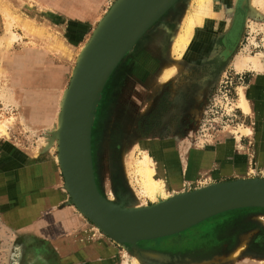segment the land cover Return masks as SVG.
I'll return each instance as SVG.
<instances>
[{
    "label": "rangeland",
    "instance_id": "obj_1",
    "mask_svg": "<svg viewBox=\"0 0 264 264\" xmlns=\"http://www.w3.org/2000/svg\"><path fill=\"white\" fill-rule=\"evenodd\" d=\"M3 1L13 8L15 19L5 18L0 9V124L7 123L5 133L0 130V264H9L12 254L13 264H61L52 241L37 240L32 232L39 227L37 232L48 237L56 224L58 208L32 212L33 219L26 224V208L42 189V184L34 187L38 179L27 178L33 177L41 165L44 168L53 162L58 169L62 208L73 207L75 214L110 239L72 204L52 131L78 58L116 0H108L94 17L74 22L60 14L54 16L40 0H0V5ZM189 1L179 0L125 56L110 77L96 110L92 134L96 182L100 193L116 204L124 196L134 202L125 203L126 207L161 202L143 198L131 173L132 163L150 149L156 162L165 163L166 171L169 160L182 169L188 155L191 160L196 156L193 178L198 175L190 179L189 191L237 179L264 180V65L258 70L238 71L235 64L245 55H264V14L252 11L251 0H215L219 15L195 30L197 45L193 46L203 45L202 50L194 52L188 46L186 55L179 58L172 53V45L189 11ZM58 2L65 5L69 1ZM238 5L244 18L242 31L236 44L228 47L226 39ZM20 17L31 19L54 39L47 41L45 34L40 38L27 35L19 27ZM12 32L17 39L11 40ZM4 37L10 41L1 39ZM59 41L65 43V49ZM168 67L173 73L164 77ZM242 89L251 90L249 114L237 105ZM230 128L233 132L225 141L221 133ZM185 150L190 154L186 156ZM212 160L220 164L206 167ZM199 163L205 167L198 170ZM227 164L232 165L228 174H240L220 177L218 170L225 172ZM168 188L174 192L173 186ZM263 219L264 209L232 211L180 234L140 242L138 247L171 254L170 258H152L147 264H243L245 259L248 261L244 264H264ZM240 231L237 242L244 245V251L239 258L229 260L226 256L238 246L225 250L223 245L229 243L228 236ZM208 238L214 240L215 248L206 249L203 241ZM118 250L120 264L130 256L137 257L128 245H118ZM192 251L193 257L189 254ZM200 257L203 259L196 260Z\"/></svg>",
    "mask_w": 264,
    "mask_h": 264
},
{
    "label": "water",
    "instance_id": "obj_2",
    "mask_svg": "<svg viewBox=\"0 0 264 264\" xmlns=\"http://www.w3.org/2000/svg\"><path fill=\"white\" fill-rule=\"evenodd\" d=\"M178 1L116 0L81 52L66 89L65 106L60 105L64 131L53 138L58 142V160L70 200L99 231L121 246L177 235L224 213L264 209V180L258 178L213 184L201 192L175 195L141 208L111 202L99 191L92 134L103 91L125 56ZM14 260L12 254L9 264Z\"/></svg>",
    "mask_w": 264,
    "mask_h": 264
},
{
    "label": "bare ground",
    "instance_id": "obj_3",
    "mask_svg": "<svg viewBox=\"0 0 264 264\" xmlns=\"http://www.w3.org/2000/svg\"><path fill=\"white\" fill-rule=\"evenodd\" d=\"M190 1H189V5H188L190 7L189 11L183 20V23H182V26L180 27L179 32L174 37L173 45H172V53L175 55H178L179 58L184 57L186 55V52L188 51V46L197 45V37H196V32H195L196 28L199 26L205 25V23L208 20L213 18L215 14L219 15V12H220V8L217 9V6L215 5V3H216L215 0H190ZM6 4L7 3L3 1V3L0 5L1 13L6 15L5 18H7L9 16V17H12L15 19V16L11 14V13H13L12 12L13 8L10 7V5H8V4L6 5ZM250 7H251L252 11H254L256 13L264 14V0H251ZM48 14H50V13H48ZM1 18H2V16L0 15V20H1ZM18 20H19L18 21L19 27H21L27 35L33 36V38H40V37H43L45 34V37H47V41L50 39H54V36L51 33H48L49 32L48 30L46 32V29L36 25L31 19H23L20 17ZM15 21H17V20H15ZM15 21H13V22H15ZM8 25H10V24H8ZM7 29H8V27H7ZM234 30H235V28H234ZM237 30H239V29H237ZM7 31H9V30H7ZM10 33H11V31H10ZM13 34H14L13 32H12V34H10L11 40L17 39L18 37L14 38L15 36ZM235 35H237V34H235ZM12 36H13V39H12ZM1 39H5V41H6V39L8 40L7 37L1 38ZM8 41H10V40H8ZM5 43L8 44V42H5ZM58 45H60V47H62L63 49L66 48V45L63 41H59ZM263 60H264V55H261V54H258V56H256V57H250V56L247 57L246 55L243 57H239L237 62L235 63L236 64V70L243 71L246 69H255V70L262 69L263 65H264ZM172 73H173V70L168 67L165 69L164 77H168ZM0 80H1V78H0ZM250 92H251V90L245 91V89H242L240 91V95H239L240 98L237 102L238 107L241 110H243V112L246 114H249L252 112V106H251L252 102L249 99ZM67 93H68V90L65 92V95H64V97H62V101H61V104L63 103L64 106H65V102H64L65 98L67 99V97H66ZM10 99L13 100V97L11 96ZM6 124H7L6 122L0 124V130L2 133H5V131H6L5 130ZM241 130H243V129L241 128ZM241 130H240V132H241ZM60 131H62V133L64 131V110H63V106H62V110L60 111V113L57 117V121H56V124H55V127H54L52 133H53V135H58V133H60ZM246 131H247V133H251L250 129H246ZM246 131L244 130V132H246ZM232 132L233 131L230 128V129L222 132L221 137L226 141V140H228V138H229L228 136ZM48 141L45 142V145H48ZM152 152H153L152 149L146 150L141 158L137 159L134 163L131 162L132 163L131 173L134 175L135 181H136L137 186L139 188V194L143 198H146L153 203H156L158 201H163L164 199H170L172 197V195L173 196H175V195H178V196L189 195V193L191 191L188 190V185L191 181L190 180L191 177L194 176V170H192V169H193V164L195 161V160H191V156H190L191 154L189 153V151L188 150L184 151L186 153V156L188 155L187 153H189L190 155H188L187 158H185L183 160V163H185L186 165L183 166L182 169L177 167L176 162H174L172 159V160H169V162H168V167H169L168 171H166L165 163L160 161L161 157L159 158L160 162H156L155 156L153 155ZM19 155H21V154H19ZM193 157H195V159H197L196 156L193 155ZM51 166L52 165H49L48 168L52 172V171H54V168H52ZM253 170H251V171H253ZM52 176L53 175H51L50 173L45 172V175L43 174L41 176V178L40 179L38 178V180L34 183V187L41 185V183H44L45 185L52 187V185L55 184V182H56L55 177H52ZM169 185L173 186V188H174L173 193L169 190V188H168ZM213 186H215V185H213ZM68 187H70V186L68 185ZM207 187L208 186L202 187V188H197L196 191L201 192V191L207 189ZM211 187L212 186H210L208 188H211ZM49 193H50V191H49ZM48 199H49V197H43L42 196V197H40V199L36 198L35 201L30 200L31 204L29 205V207L27 206V208H26V211L28 213V217L32 216L31 215L32 212L37 211V209H40L41 207H44L46 205V203L48 202ZM120 202L121 203L123 202L124 204L128 203V202L134 203L133 200L128 198L127 196H124V198H122ZM80 207L85 211V209L82 206H80ZM131 207L141 208L142 205L137 204V205H134ZM33 209H34V211H32ZM21 210H22V208H21ZM19 215H21V214H19ZM25 216H27V215H25ZM21 221H23V220H21ZM263 221H264V219H263ZM131 249L136 251L137 257L130 256L129 259H126L124 261V264H139L140 262L142 264H147L149 262V260L152 258L153 259H159V258H165V257L170 258L171 257L170 256L171 254L168 252L167 253H163L160 251L155 252V251H153L154 249L151 250L152 248L151 249L149 248L150 250H147V249H144L142 247L131 245ZM243 251H244V245L243 244L238 245V247L235 248L234 251H232L233 253L229 254L226 257L229 260H235V259L240 257V255L243 253ZM200 259H203V258L200 257L196 260H200ZM213 259L216 260L217 256L214 255ZM244 261L247 262L248 260L245 259ZM209 262H212V261H209Z\"/></svg>",
    "mask_w": 264,
    "mask_h": 264
},
{
    "label": "crops",
    "instance_id": "obj_4",
    "mask_svg": "<svg viewBox=\"0 0 264 264\" xmlns=\"http://www.w3.org/2000/svg\"><path fill=\"white\" fill-rule=\"evenodd\" d=\"M58 1L59 0H40L39 2L40 4H42V6L43 4H47V8H49L48 10H50V12H52L56 17L57 14H60L68 18V20L84 21L83 19L94 17V13H96V11H99L102 5L105 4L108 0H76V2H74V0L73 2L67 0V2H69L65 5L60 4ZM259 147L262 148L263 146L261 145ZM262 155H264V153ZM53 164V162H49V164H46L47 168L44 167L43 169L41 166L38 169H35L36 173L33 175V177L29 176L27 178L29 179L28 181H32V179L34 178L40 179L41 176L43 174L45 175L46 172L53 175L52 177H55L56 179V182L52 185V187H49L40 182L42 184V189H40V191L34 195L35 198H40L42 196L49 197L46 205L44 207H41L40 209L56 210L58 208L57 211L59 212L55 217L56 224L53 226V230L51 233H49L48 237H45L43 234L41 235L40 231L37 232L39 227H36V229H32V232L34 234L36 233L37 240L50 239L52 241V249L56 254H58L61 264H120L118 260V256L120 255L118 245L116 243L112 242L110 239L104 236H101L99 232L95 231V228L88 224V222L83 220L82 217H79V215L75 214V211L72 209L73 207L62 208L63 199L58 192V169L56 165ZM214 164L218 165L220 163L219 161L212 160L209 166L206 167H210ZM49 165H52L51 167L54 168V171L51 172V170H49ZM230 166L232 165L227 164V167L224 169L225 172H223L222 168L218 170V173H220V177H232L235 174H240H228L231 172ZM198 167L199 170L200 168L202 169L205 166L202 167V164L199 163ZM197 175L198 173L195 177H197ZM192 178L193 176L191 177V179ZM43 188L45 189L43 190ZM30 204L31 203H29L28 205ZM38 210L39 209H37V211ZM32 211H34V209ZM31 217H25V219L27 220L26 224H28V221L30 219H33ZM45 222L49 223L50 221L46 220ZM30 223L32 224V222ZM17 226H21V224H18ZM238 245L239 243H234L232 248L237 247Z\"/></svg>",
    "mask_w": 264,
    "mask_h": 264
},
{
    "label": "flooded vegetation",
    "instance_id": "obj_5",
    "mask_svg": "<svg viewBox=\"0 0 264 264\" xmlns=\"http://www.w3.org/2000/svg\"><path fill=\"white\" fill-rule=\"evenodd\" d=\"M238 9V11L236 12V16H235V21H234V23H233V26H232V29H231V31H230V33L228 34V36H227V45H228V47H230V46H233L234 44H236V42L238 41V39H239V37H240V34H241V31H242V25H243V13H242V11L240 10V5H238V7H237ZM234 28H235V30H234ZM237 29H239V30H237ZM237 30V31H236ZM232 33V34H231ZM235 34H237V35H235ZM231 35V36H230ZM236 38V39H235ZM230 39V40H229ZM235 39V40H234ZM206 42V41H205ZM205 44V43H204ZM202 47H203V45H201V46H192V51H194V52H199V51H201L202 50ZM234 226V225H233ZM244 227H246L245 225H244ZM250 227V226H249ZM233 228V227H232ZM231 228V229H232ZM253 228V227H252ZM252 228H250V229H247L246 231L248 232V231H250ZM237 229H240V227L238 226L237 227ZM237 229H235V230H237ZM235 231H233V233H234ZM242 234V231H240L239 233H237V234H235V235H233V236H228L227 237V240H228V242L229 243H226V244H224L223 245V248L225 249V250H231V248H232V246L234 245V243H236V244H238V242H237V240L239 239V236ZM210 238H208V239H206L205 241H203V244H205V246L207 247L206 249H211V248H215L216 247V245H215V242H214V240H213V242H211L210 240H209ZM203 240V239H202ZM194 242H196V241H194ZM189 248V247H188ZM188 248L187 249H185V251L183 252V253H187V250H188ZM252 253H258V252H252ZM192 257L195 255V252L194 251H192L191 253H189Z\"/></svg>",
    "mask_w": 264,
    "mask_h": 264
}]
</instances>
